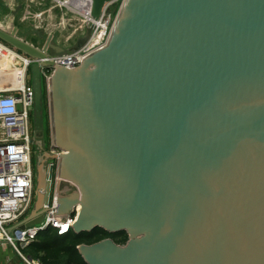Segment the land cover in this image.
<instances>
[{
  "label": "water",
  "instance_id": "1",
  "mask_svg": "<svg viewBox=\"0 0 264 264\" xmlns=\"http://www.w3.org/2000/svg\"><path fill=\"white\" fill-rule=\"evenodd\" d=\"M114 1L91 0V16ZM0 40L36 60V140L53 71L51 159L78 189L58 212L81 207L76 233L129 237L80 246L87 264H264V0H127L109 46L76 69L50 60L67 53L51 40L1 27ZM51 177L41 166L21 229L44 221Z\"/></svg>",
  "mask_w": 264,
  "mask_h": 264
},
{
  "label": "built area",
  "instance_id": "2",
  "mask_svg": "<svg viewBox=\"0 0 264 264\" xmlns=\"http://www.w3.org/2000/svg\"><path fill=\"white\" fill-rule=\"evenodd\" d=\"M49 1L56 8H65L71 14L75 13L83 17L84 27L92 28V34L83 47L75 52L50 59L59 67L76 69L83 64V61L109 46L120 12L127 0H115L107 5L98 20L91 16V0H85L84 12L74 9L67 3L68 0ZM0 51L11 52L19 62L11 70H0V75L13 74L11 80H0V242L5 243L6 246L10 245L26 264H38L36 261L29 263L22 253L23 249L49 229L57 231L60 236L69 234L73 231V224L76 223L81 207H73L67 215L58 212L63 196L62 185L70 184L60 177L59 160H55L52 162L56 171L55 187L49 205L45 207L47 213L44 221L33 227L20 228L19 225L30 215L36 201V173L32 144L35 90L31 81V67L36 60L25 56L1 40ZM52 73L51 69L42 68L43 85L49 96ZM6 75L2 76L8 78ZM71 186V193L78 192L75 186Z\"/></svg>",
  "mask_w": 264,
  "mask_h": 264
},
{
  "label": "rangeland",
  "instance_id": "3",
  "mask_svg": "<svg viewBox=\"0 0 264 264\" xmlns=\"http://www.w3.org/2000/svg\"><path fill=\"white\" fill-rule=\"evenodd\" d=\"M38 3L41 1V0H37ZM51 3V1L49 0H43V3ZM1 3V2H0ZM42 9V14L45 12V7H42L41 5H39L37 7L36 10H40ZM23 10V11H22ZM21 11L22 13L24 12V14L22 15L23 17H20L18 16V18H15V21L14 19L11 20H7V21H4V23H7L8 25H6V27L10 26H14V28L19 32V34H17L18 37L20 38H23L21 37L22 35H26L28 37V43H30L31 45L39 48V49H44L46 46H47V43L49 40H51V42H55L56 40V36H60L61 34L60 33H65L67 31V25L65 26L64 29H60L59 32L57 33L58 35H54L56 34V32H54L53 34H50L48 32H45L44 31V24L42 25V28L39 29V27L37 28V30H41L42 32H39L37 31V33H35L34 31H36L34 29L33 31V28H32V24L33 22L31 21V17L34 18V16L32 14H34L36 12L35 9H32V14H30V16L26 17V9L23 8ZM60 10H63L62 8ZM66 10V9H64ZM117 9H115L116 11ZM1 13L0 15H6V18H8V16L10 15V11L7 9V8H1ZM69 16L72 18H74L75 20H78V18H80L81 16H79L78 14H69ZM11 17V16H9ZM45 17H47L45 15ZM81 20V24L79 22V25H81V28L80 29V34L79 35H75L74 38H72V40L74 39H78L79 38H82V36L84 35L85 33V27H84V22H83V18H80ZM11 22V23H9ZM10 24V25H9ZM12 25V26H11ZM24 31L26 33H24ZM22 32V33H21ZM17 33V32H16ZM20 35V36H19ZM36 35V37H35ZM76 36H78L76 38ZM24 39V38H23ZM72 52H75V51H72ZM8 52L6 51H0V62L2 59H9V64L13 65V67L15 65H17L19 62H18V59L14 58L13 56H10V55H6ZM1 64V63H0ZM1 66V65H0ZM11 69V68H10ZM17 70V69H16ZM46 94V89L44 87V92L43 94ZM45 106V107H44ZM43 108L45 109V112L47 114L46 118H45V122H46V130L49 131L48 132V139H47V143H46V147L48 148V150H52V145H53V123H52V115H51V105H50V96L48 95V93L46 94V98L44 99V105H43ZM47 119V120H46ZM55 154H57V151H54ZM42 157L41 155V152H39L37 149H34V158H35V161L36 163H38L40 161V158ZM51 162V161H50ZM50 162H45L43 164H45L43 166L44 170L47 168V166H49V164H52ZM36 181H37V175H36ZM65 184H63L64 186ZM66 188L68 187H63V191L64 189L66 190ZM71 191H65L63 193V197L64 199H68V196H70ZM2 245L5 244V243H2L0 242ZM5 252H2L0 253V264H26L25 261L20 257V255L10 246V245H7L5 244ZM7 251V252H6ZM24 255V254H23ZM25 256V255H24ZM26 257V256H25ZM38 264H42L40 261H36Z\"/></svg>",
  "mask_w": 264,
  "mask_h": 264
},
{
  "label": "crops",
  "instance_id": "4",
  "mask_svg": "<svg viewBox=\"0 0 264 264\" xmlns=\"http://www.w3.org/2000/svg\"><path fill=\"white\" fill-rule=\"evenodd\" d=\"M77 1L79 3H82L81 0H77ZM0 2H1L0 3V14H2L1 8L3 9L7 8L10 11L9 16H11V17L8 16V18H6V15H0V27L4 30H8V31L16 30L14 26L12 25H11L12 27L10 26L6 27V25L8 24L4 23V21H7L9 19L11 20L14 19L15 21V18H18V16L23 17L22 16L24 14V12L22 13L23 8L26 9L27 11L26 17H28L30 16V14H32V11H33L32 9L36 10L37 7L41 5L42 7H45V12L42 14V9L36 10V12L32 14L34 18L31 17V21L33 22L32 28H33V31L34 29L36 30L34 31L35 33H37V31L42 32L41 30H37V28L38 27L39 29L42 28V25L44 24L45 32H48L50 34H53L54 32H56V34L54 35H58L57 33L59 32V30L61 28L64 29L65 26L67 25V31L65 33H60L61 34L60 36L59 35L56 36V40L54 42L55 45L64 47L65 50H67L66 51L67 53L72 52L69 50L74 48V46L77 44V42L80 39L78 36H76V38L78 37V39L72 40V38H74L76 34L77 35L80 34L79 28H81V25H79V22L81 24L80 18H83V17H80L78 18V20H75L73 17L71 18L69 16V14L71 13L67 9L64 10L65 8H62L63 10H60L61 8H56L53 3H45V2L43 3V0H41L39 3L37 0H0ZM45 15L47 17H45ZM16 32L17 34H19L17 30ZM24 33L26 32L24 31ZM21 37L28 40V37L26 35H22ZM6 55L13 56L10 53H7ZM0 63H1L0 64L1 66H4L5 64L11 65L9 64V59H5V58L2 59ZM47 93L48 92L46 90V94ZM4 249H6L5 246L0 243V253L5 252Z\"/></svg>",
  "mask_w": 264,
  "mask_h": 264
},
{
  "label": "trees",
  "instance_id": "5",
  "mask_svg": "<svg viewBox=\"0 0 264 264\" xmlns=\"http://www.w3.org/2000/svg\"><path fill=\"white\" fill-rule=\"evenodd\" d=\"M45 98L44 93L43 105ZM105 239H112L116 244L125 245L129 237L125 232L110 234L101 228L83 233L71 231L65 236H60L57 231L49 229L25 247L22 253L42 264H87L79 252V247L92 245Z\"/></svg>",
  "mask_w": 264,
  "mask_h": 264
},
{
  "label": "flooded vegetation",
  "instance_id": "6",
  "mask_svg": "<svg viewBox=\"0 0 264 264\" xmlns=\"http://www.w3.org/2000/svg\"><path fill=\"white\" fill-rule=\"evenodd\" d=\"M46 116H47V114L45 112V109L43 108V127H42L43 128V130H42L43 133L39 137V140H36L35 117L33 115V124H34V139H33V142L34 143H32V144L34 146V149H37L39 152H41V155H42V157L40 158V161L38 163H36L35 158H34V169H35L36 175L39 174L40 167L45 165V164H43L44 161L45 162H50L51 161L50 163H52L53 160L51 159V156L56 155L53 152V149L52 150H48V148L46 147V143H47V139H48L47 130H46V126H45L46 122H47V121L45 122ZM50 165L51 164H49V166H47V168L45 169V178H46V183H48L49 182V176L52 174V177H51V180H50V182H51V194H52V192L54 190V187H55V174H56V171H55V168H54L53 171L51 172ZM63 187H69V189L66 188L67 191H71L70 188H72V186L68 185V184H65L64 186L62 185V190H63ZM66 190L64 189L63 193Z\"/></svg>",
  "mask_w": 264,
  "mask_h": 264
},
{
  "label": "bare ground",
  "instance_id": "7",
  "mask_svg": "<svg viewBox=\"0 0 264 264\" xmlns=\"http://www.w3.org/2000/svg\"><path fill=\"white\" fill-rule=\"evenodd\" d=\"M81 2L82 3H79L77 0H68L67 1V3L70 4L77 11L84 12L85 0H81ZM9 23H11V22H9ZM6 52H8V51H6ZM8 53L12 54L11 52H8ZM12 67H13L12 65L5 64L4 66H0V70H2V71H5V70L8 71V70H11L10 68H12ZM2 75H6V74H1L0 75V80H2V81L7 80V79L8 80H11L13 78V76H12L13 74L12 73H9V74L6 75V76H8V78L3 77Z\"/></svg>",
  "mask_w": 264,
  "mask_h": 264
}]
</instances>
